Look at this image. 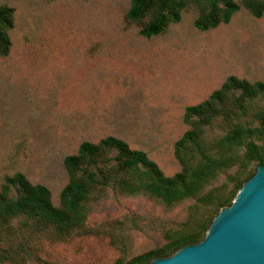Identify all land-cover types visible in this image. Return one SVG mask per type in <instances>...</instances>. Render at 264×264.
Listing matches in <instances>:
<instances>
[{
    "label": "rangeland",
    "instance_id": "1",
    "mask_svg": "<svg viewBox=\"0 0 264 264\" xmlns=\"http://www.w3.org/2000/svg\"><path fill=\"white\" fill-rule=\"evenodd\" d=\"M0 3L15 11L12 47L0 57V190L5 178L21 173L45 186L55 207L68 183L64 159L83 142L121 139L172 177L181 170L175 144L189 128L185 109L230 76L264 82V17L243 8L204 32L189 8L179 23L146 38L126 18L131 0ZM263 111L261 96L248 101L238 121L217 119L205 128L204 151L223 166L196 196L167 206L112 186L99 189L70 232L15 218L9 234L0 235V264H127L209 226L259 166L244 158L249 140L238 150L220 141L235 124L258 128ZM252 140L264 147L259 135Z\"/></svg>",
    "mask_w": 264,
    "mask_h": 264
},
{
    "label": "trees",
    "instance_id": "2",
    "mask_svg": "<svg viewBox=\"0 0 264 264\" xmlns=\"http://www.w3.org/2000/svg\"><path fill=\"white\" fill-rule=\"evenodd\" d=\"M189 8L197 11L194 27L202 32L228 24L242 8L255 18L264 17V0H131L126 18L141 26L143 37L151 38L179 23L182 13ZM14 12L9 5L0 3V57L8 56L12 47L10 32L14 29ZM261 96H264V82L251 83L230 76L206 100L187 107L184 122L189 128L175 144V157L181 170L172 177L164 175L145 152L131 149L121 139L107 137L97 144L83 142L75 155L65 157L68 183L60 193L59 207L53 205L51 193L45 186L32 184L25 175L18 173L5 178L0 190V235H8L11 222L19 217L32 220L37 229L51 226L70 232L84 220V204L88 197L96 190L110 186L126 194L159 199L167 206L196 196L223 166L222 161L213 159L204 151L202 139L205 128L217 119L238 121L246 114L248 101ZM258 118V128L235 124L220 141V146L238 150L249 140L244 158L264 165V147L252 140L259 135L264 141V111L258 114ZM101 167L110 169L105 173ZM84 169L92 171L85 175ZM232 201V198L224 200L221 208L228 203L230 206ZM208 227L199 226L159 250L136 257L127 264H148L153 258L170 257L183 246L199 242Z\"/></svg>",
    "mask_w": 264,
    "mask_h": 264
},
{
    "label": "water",
    "instance_id": "3",
    "mask_svg": "<svg viewBox=\"0 0 264 264\" xmlns=\"http://www.w3.org/2000/svg\"><path fill=\"white\" fill-rule=\"evenodd\" d=\"M148 264H264V165L218 212L199 242Z\"/></svg>",
    "mask_w": 264,
    "mask_h": 264
}]
</instances>
